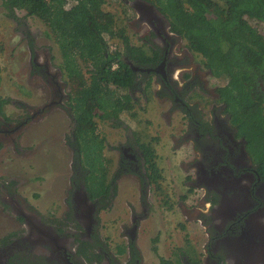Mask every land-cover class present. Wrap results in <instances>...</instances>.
Instances as JSON below:
<instances>
[{
    "label": "flooded vegetation",
    "instance_id": "flooded-vegetation-1",
    "mask_svg": "<svg viewBox=\"0 0 264 264\" xmlns=\"http://www.w3.org/2000/svg\"><path fill=\"white\" fill-rule=\"evenodd\" d=\"M123 1L132 11L129 25L140 37L135 42L147 45L156 62L146 65L137 60L142 66H150L140 68L126 57L137 74L132 97L137 105L139 97L148 103L147 93L156 85L160 94L155 95L171 100L172 110L182 113L186 131L180 129L183 140L175 149L187 144L190 162L182 168L186 178L181 185L187 189L186 198L195 199L196 207L186 214L181 205L179 210L188 222L200 224L206 237L201 248L200 242L189 240L184 249H178L175 259L165 264H264V178L247 150L246 141L237 136L225 115V105L217 104L219 96L212 73L195 62L187 47L180 48L183 39L172 32L168 19L156 6L146 0ZM53 52L33 61L31 95L35 90L41 94L35 105L20 104L26 112L18 125L10 123L5 114L8 99L0 97V157L30 120L37 125L54 112L70 111L72 120L67 127L71 136L62 134L71 153L66 212L60 217L44 216L17 193L16 185L0 181V205L4 206L0 207V264H142V251L136 241L142 224L150 218L152 198H160L166 211L174 208L170 196L157 189L147 170L150 159L159 165L158 172L164 179L162 159L142 142L144 134L131 131L114 119L124 131V141L117 148V169L111 179V168L102 167L96 172L97 194L92 195L88 186L91 172L76 143L77 120L69 104V86ZM55 61L58 68L53 67ZM114 68H119V63ZM195 96L205 102H190ZM66 168L64 164L63 169ZM150 170L152 175V167ZM122 178L135 179L134 191L138 195L137 202L126 201L131 225H122V230L130 242L126 247L120 246L122 252L117 250L128 255L126 262L105 246V238L98 233L101 214L113 205L118 194L116 183ZM120 193L124 199L122 188ZM6 207L11 215L8 210L6 213Z\"/></svg>",
    "mask_w": 264,
    "mask_h": 264
},
{
    "label": "trees",
    "instance_id": "trees-1",
    "mask_svg": "<svg viewBox=\"0 0 264 264\" xmlns=\"http://www.w3.org/2000/svg\"><path fill=\"white\" fill-rule=\"evenodd\" d=\"M119 1L115 11L108 10L109 0H1L10 18L24 12L40 23L41 34L52 42L50 49L55 51L71 100L75 98L77 147L85 156L84 143L87 150L95 146L98 161L103 160L105 144L96 134L94 119L120 121L123 114L138 118L132 97L137 74L126 57L140 68L150 66L137 60L156 63L150 48L135 42L140 37L129 25L131 9ZM146 1L161 11L172 32L212 73L218 82L214 83L217 104L225 105V115L237 136L246 141L264 178V34L247 21L249 17L264 22V0ZM25 24V40L34 50L38 35ZM116 63L119 68H114ZM147 97L150 100L152 94ZM89 169V191L96 195L97 170Z\"/></svg>",
    "mask_w": 264,
    "mask_h": 264
},
{
    "label": "rangeland",
    "instance_id": "rangeland-1",
    "mask_svg": "<svg viewBox=\"0 0 264 264\" xmlns=\"http://www.w3.org/2000/svg\"><path fill=\"white\" fill-rule=\"evenodd\" d=\"M119 6V0H109L107 7L108 10L116 11ZM129 12L132 14V11ZM16 15L17 19L10 18L0 0V97L8 99L5 114L14 125H18L20 119H25L26 111L21 109L20 104L25 102L35 105L38 102V95L41 94L35 90L37 88L34 86V95H31L32 84L29 79L34 59L42 60L48 52H52L50 49L52 42L41 34L40 23L34 18L26 17L24 12H17ZM247 21L264 34V22L249 17ZM25 23L28 24L30 31L38 35L34 50L28 47L25 40L24 34L27 32ZM186 45L187 43L183 40L180 48H186ZM194 58L198 63L196 56ZM53 67L58 68L57 61L54 62ZM214 83L218 84L216 80ZM157 89L156 85L152 87V98L148 103L144 101V98H138L136 113L137 119L143 121L142 123L137 124L129 114H123L120 120L131 131L138 130V133L144 134L143 137L141 136L144 138L142 142L159 153L162 159L161 166L164 168L162 170L164 179L158 172L159 165L154 164L156 162L150 159L147 165L149 178L151 177L156 183L159 191H164L165 196H170L168 201L174 205L173 209L166 211L164 204L159 203L160 198H152L153 207L150 218L142 224L136 241L142 251V264L169 263L175 259L178 249H184L189 240L194 239V242H200L199 248L206 240L200 224L188 222L179 210L182 207L183 214H186L196 207L195 199L186 198L187 189L181 185L186 178L182 168L190 162L187 157L189 155L187 144H183V148L180 147L179 150L175 149V146L180 144V140H183L180 129L183 127L184 132L186 131V126L183 124L184 118L181 112L172 110L171 100L157 97L160 94ZM155 93H158L157 96ZM74 99L69 101L72 107H74ZM196 99L195 96L189 101L205 102L203 99L200 101ZM84 109L87 108L84 107ZM71 110L73 114L76 111ZM79 110L82 112V109ZM69 114L70 111L66 114L54 112L53 116L37 125L30 123V120L29 125L21 131L0 157V181L12 186L16 185L14 189L17 193L44 216L60 217L66 212L64 200L68 198L71 153L65 147L62 134L67 133L71 136L70 128L67 127L72 120ZM94 121L96 134L104 140L105 144L102 152L103 160L98 161L96 147L87 150L85 142L84 145L82 144L85 152L84 163L98 172L102 170V167L111 168L109 177L111 179L117 169L119 157L117 148L124 141V131L113 121L100 120V118L97 120L95 118ZM64 164L67 166L66 169H63ZM150 167H152V175ZM116 185L119 197L116 196L113 205L101 214L98 233L105 238V246L118 255L120 260L126 262L128 255L118 252H122L120 246L126 247L130 242L122 230V225H126V228L131 225L126 201L137 202L138 195L134 191L137 185L133 178L132 180L122 178ZM120 188L124 191V199L121 193L119 195ZM94 190H96V184ZM90 192L93 194V191ZM182 196L183 200L180 199ZM0 207L4 206L0 205ZM5 210L6 213L8 210L11 215L8 207ZM1 220L0 218V227L3 225Z\"/></svg>",
    "mask_w": 264,
    "mask_h": 264
},
{
    "label": "water",
    "instance_id": "water-1",
    "mask_svg": "<svg viewBox=\"0 0 264 264\" xmlns=\"http://www.w3.org/2000/svg\"><path fill=\"white\" fill-rule=\"evenodd\" d=\"M28 214V213H27ZM29 217L31 218L32 217V215L31 214H29Z\"/></svg>",
    "mask_w": 264,
    "mask_h": 264
}]
</instances>
